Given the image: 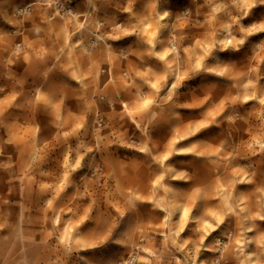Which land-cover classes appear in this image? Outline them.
<instances>
[{
	"label": "rangeland",
	"instance_id": "1",
	"mask_svg": "<svg viewBox=\"0 0 264 264\" xmlns=\"http://www.w3.org/2000/svg\"><path fill=\"white\" fill-rule=\"evenodd\" d=\"M0 264H264V0H0Z\"/></svg>",
	"mask_w": 264,
	"mask_h": 264
},
{
	"label": "snow or ice",
	"instance_id": "2",
	"mask_svg": "<svg viewBox=\"0 0 264 264\" xmlns=\"http://www.w3.org/2000/svg\"><path fill=\"white\" fill-rule=\"evenodd\" d=\"M243 43V42H242ZM237 52L239 51V50H236Z\"/></svg>",
	"mask_w": 264,
	"mask_h": 264
}]
</instances>
